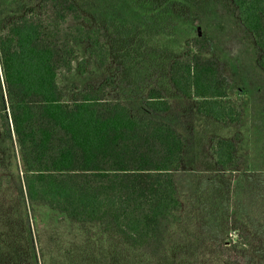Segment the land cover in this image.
<instances>
[{
	"label": "trees",
	"instance_id": "trees-1",
	"mask_svg": "<svg viewBox=\"0 0 264 264\" xmlns=\"http://www.w3.org/2000/svg\"><path fill=\"white\" fill-rule=\"evenodd\" d=\"M232 4L264 70V0ZM80 42L87 43V56L100 68L110 63L105 28L93 24L75 0H39L0 28V104L4 127L16 135L26 167L21 191L29 204L47 205L77 224L97 225L153 264H179L173 249L184 235L175 171L182 168L185 145L174 126L151 116L167 113L171 101L154 87L137 114L111 97L112 77L66 99L59 75L72 69ZM210 50L206 36L188 40L170 64L171 85L194 100L199 114L238 123L242 111L230 98L219 61L203 56ZM85 63L79 62L81 73ZM240 138L239 133L211 138L209 151L221 170L238 169ZM238 237L235 247L247 251L250 234L241 230Z\"/></svg>",
	"mask_w": 264,
	"mask_h": 264
},
{
	"label": "rangeland",
	"instance_id": "rangeland-1",
	"mask_svg": "<svg viewBox=\"0 0 264 264\" xmlns=\"http://www.w3.org/2000/svg\"><path fill=\"white\" fill-rule=\"evenodd\" d=\"M38 2L0 0V28ZM75 2L93 24L105 28L111 61L100 68L87 56V43L76 44L72 69L59 75L66 99L112 77L111 97L137 114L154 87L171 101L167 113L151 116L174 126L185 145L182 168L175 171L184 235L173 249L179 264H264V70L232 0ZM199 35L211 42L203 56L216 58L229 81L230 97L243 114L239 123L199 114L194 100L171 85V62ZM82 59L84 73L78 69ZM3 113L0 104V264H153L97 225L77 224L63 212L27 202L21 191L26 167L16 135L4 127ZM238 132L241 163L228 173L210 154L211 138H234ZM241 230L250 234L251 245L239 252L235 243Z\"/></svg>",
	"mask_w": 264,
	"mask_h": 264
},
{
	"label": "crops",
	"instance_id": "crops-1",
	"mask_svg": "<svg viewBox=\"0 0 264 264\" xmlns=\"http://www.w3.org/2000/svg\"><path fill=\"white\" fill-rule=\"evenodd\" d=\"M229 88H230V87H229ZM229 95H230V93H229ZM230 98H231V97H230ZM242 115H243V114H242ZM241 118H242V116H241ZM240 121H241V119H240ZM240 121H239V122H240ZM239 122H238V123H239ZM222 123H223V122H222ZM226 123H227V122H226ZM229 123H230V122H229ZM234 124H235V123H234ZM238 133H239V132H238ZM236 134H237V133H236ZM239 134H240V136H241V133H239ZM219 137H220V136H219ZM222 138H226V137H222ZM237 146H238V145H237ZM237 155H238V154H237ZM238 156H239V155H238ZM240 159H241V158H240ZM240 163H241V162H240Z\"/></svg>",
	"mask_w": 264,
	"mask_h": 264
}]
</instances>
